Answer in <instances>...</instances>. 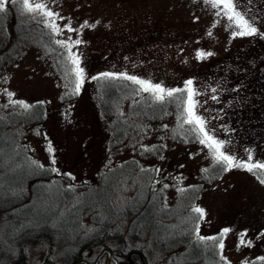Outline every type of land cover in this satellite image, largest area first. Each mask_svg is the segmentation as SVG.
Wrapping results in <instances>:
<instances>
[{"label": "rangeland", "instance_id": "374dc122", "mask_svg": "<svg viewBox=\"0 0 264 264\" xmlns=\"http://www.w3.org/2000/svg\"><path fill=\"white\" fill-rule=\"evenodd\" d=\"M30 2L43 3L46 11L58 14L54 22L61 29L59 35L47 26L52 22L49 18L23 12L25 17L40 19L56 42L81 41L71 52L84 70V81L79 92L73 94L75 66L62 47L58 60L32 43L9 57H1L0 194H6L12 183H27L38 165L86 191L98 187L82 195L86 203L108 197L105 201L115 208L134 207L146 197L150 199V175L152 202L160 201L157 207L171 211L157 213L164 221L159 227L147 228L150 236L144 237L145 264H193V249L186 256L180 244L158 250L171 240L172 229L182 233L183 223L194 236L206 238L204 245L218 251L222 264H264V169L225 170L208 148L199 141L190 142L187 132L182 133L183 141L169 140L168 131L175 122L172 114L159 125H149V134L138 145L145 153H135V148L115 153L119 147L109 146L113 133L110 123L96 111L92 99L94 82L104 73L111 74L109 77L135 76L165 89H184L186 81L191 80L196 93L194 111L205 121L209 134L224 142L222 151L235 162L249 163L251 155V163H264V0H233L235 10L257 29L252 35L235 37L233 33L239 29L229 26L222 8H213L205 0ZM15 5L7 3L6 10ZM9 19L7 13H0V39ZM85 21L89 27H81ZM69 26L78 31H67ZM197 52L205 56L197 58ZM138 89L130 92L129 100L124 98L119 115L125 114L128 105L151 96ZM8 92L14 94L11 101ZM257 94L263 103L260 100L252 106ZM18 101L28 108L41 106L42 119L25 127L7 125L10 111L25 110ZM13 131L18 134L17 145L22 151L8 148ZM15 157L18 160L14 163ZM60 193L50 185L32 191L23 221L31 219L39 226L44 221L54 222L59 212L69 222L71 210ZM193 208L202 209L203 216ZM103 212L100 208L98 215ZM85 214L83 223L91 224L92 213ZM151 216L149 210L139 222L149 221ZM8 228L13 225L0 221V239ZM224 229L229 231L222 235ZM241 233H246L243 245L239 244ZM31 236L35 234L25 235ZM249 241L251 245L247 246ZM25 252V264H68L66 253L59 248L50 250L46 243L28 245ZM97 254L88 249L83 261L94 264Z\"/></svg>", "mask_w": 264, "mask_h": 264}, {"label": "trees", "instance_id": "16d2710c", "mask_svg": "<svg viewBox=\"0 0 264 264\" xmlns=\"http://www.w3.org/2000/svg\"><path fill=\"white\" fill-rule=\"evenodd\" d=\"M4 13H7L10 19L1 35L0 59L2 56L9 57L12 52L16 53L22 47L30 46L32 43L52 56L53 60H58V54L63 53L62 49L40 19L25 17L18 4L10 11L5 10ZM136 88L138 85L120 77H101L94 82L95 92L92 91L94 93L92 99L95 101L96 111L110 123L113 133L109 146L111 148L119 147L115 153L129 148H135V153H145L144 148L138 147V145L143 137L149 134V125L154 122L159 125L160 121L164 120L168 114H172L175 121L168 131L167 138L169 140L183 141L182 133L187 132L190 142L199 141L196 134L190 130L192 126L183 124V121L179 119L181 101L186 98L185 92L177 93L172 98L168 97L163 102L148 95L137 105H128L125 114L119 115L118 112L123 106L124 98L129 100L130 92L135 91ZM259 94L261 95V93ZM260 100L263 103V98H258L257 94L252 106L255 103L258 104ZM249 112L246 114L249 115ZM42 114L43 108L38 105L22 111L16 108V110L10 111L5 122L7 125L25 127L37 123L42 119ZM251 115L254 114L251 112ZM12 135L14 138L9 142L8 148L22 151L23 149L17 145V132L13 131ZM17 160L18 157H15L14 163ZM35 166L36 171L27 183H23V185L20 182L12 183L9 185V189L4 191L6 194H0V221L8 226L10 223L13 225V228H8L0 239V264H25L26 247L36 243H46L50 250L59 248L61 252L66 253L65 258L68 264L82 262L84 260L83 253L88 249L98 251L97 255L102 252L110 254V259L107 260L105 257L101 264H145L146 239L144 237L150 236L147 228L149 225L156 228L162 224L164 220L156 215L157 213L165 214L167 211H171V209L161 210L157 207L160 201L152 202L154 191L150 175L147 181L150 199L147 200L146 197L145 201L138 202L134 207L129 205L130 207L126 208H115L110 205L109 201H105L108 197L104 201L92 203H86L83 200V194L98 187L94 186L86 191L83 187L66 182L50 169H41L38 165ZM44 185L57 187L61 191L62 197L60 198L68 202L71 214H73L72 217L71 214L69 215V222L66 216L59 212L54 215V219H52L54 222L44 221L39 226H35L31 219L32 223L29 222V219L23 221V211H25V205L31 201L32 191ZM178 200L180 201V199ZM62 205L60 206L62 207ZM97 206L99 207L98 211L95 209ZM92 207L94 209L91 210ZM100 208H104L103 214H105L102 216L98 215ZM149 210L152 213L150 220L140 223L139 219L147 215ZM87 212L92 213V221L91 224L85 225L83 215ZM57 220H60L59 223ZM180 228L183 229L182 233H175L177 229L171 228V240L158 247L159 251L180 244L185 249L184 256L189 253L188 250L193 249L190 251L193 264H222L218 251L214 247L204 245V241L194 236L193 231L185 223L181 224ZM28 233H33L35 236L25 237Z\"/></svg>", "mask_w": 264, "mask_h": 264}, {"label": "snow or ice", "instance_id": "6c2138e0", "mask_svg": "<svg viewBox=\"0 0 264 264\" xmlns=\"http://www.w3.org/2000/svg\"><path fill=\"white\" fill-rule=\"evenodd\" d=\"M11 2L12 4H19L22 11L25 13H40L43 16L49 18L51 23H49L47 26L51 28L52 32L56 33L57 35L60 34V27L54 22V17L58 14H54L51 11H46V5L43 3H35L33 4L30 2V0H0V13L5 12L6 10V4ZM206 3H210L213 8L221 9L223 11V16L227 18V20L230 22L229 26H235L239 31L234 32L233 36H245V35H252L256 33L257 29L252 26V24L249 22L248 19L245 18V15L242 14L239 11L235 10V6L233 3V0H205ZM217 15H221L220 11H217ZM96 23H99L97 21ZM94 27L95 25H91ZM81 27H89L88 22L85 21ZM67 31H78V29H73L70 26L67 28ZM210 34V33H209ZM71 39V38H69ZM60 47L65 48L68 51L67 59L71 62L72 65L75 67L72 69V71L75 73L76 82L75 87L73 89V94L78 93L80 90V87L84 81V70L80 68L79 66V59L71 52V48L74 45H79L81 43L80 40H76L72 43H66L64 41H57L56 42ZM207 55H211V53H207ZM205 56V53L203 52H197V58H203ZM111 74L104 73V77H109ZM122 79L129 80L133 84L138 85L139 89L138 91H143L150 93L155 100L163 102L165 100V97L172 98L177 93L185 92L186 98L182 99L181 101V116L179 119L183 121V124L191 125V131L196 134L197 139L199 140V143L204 145L206 148H208L209 152L211 153L213 159L221 163L225 170H228L231 167H237L246 169L249 172H253L254 169H264V163H251L252 160L251 155L248 156L249 163L244 162H235L234 157L231 155L225 154L222 149L224 147V142L216 140L212 135L209 134V132L205 129V121L196 114L194 111L196 107V101H194L193 97L196 95L194 90L192 89V81L188 80L185 83L184 89H165L160 84H152L150 81L138 79L135 76H130L126 74H121ZM95 79V77H93ZM215 91V90H213ZM9 100L11 101L12 96L14 95L11 92L7 93ZM20 103L22 107L25 109L28 108L27 104H24L23 102H16ZM183 126V125H181ZM51 146H49V152H51ZM52 163L54 164L55 161L53 160ZM52 171H56V169H52ZM207 171V170H205ZM261 182L264 183V179H261ZM193 211L196 213H199L200 216H203V210L200 208H193ZM229 231V229H224L222 235L226 234ZM244 235L246 233L240 234V240L239 244L243 245L245 244L244 241ZM264 235V233H262ZM201 240H204L206 238L200 237ZM208 239H216V238H208ZM251 242H248L247 246H250ZM239 246V245H238ZM219 247L223 249V243L219 244ZM223 259V257H221ZM264 259V258H262Z\"/></svg>", "mask_w": 264, "mask_h": 264}, {"label": "flooded vegetation", "instance_id": "af4514ba", "mask_svg": "<svg viewBox=\"0 0 264 264\" xmlns=\"http://www.w3.org/2000/svg\"><path fill=\"white\" fill-rule=\"evenodd\" d=\"M102 253H103V252H102ZM104 254H105V252H104ZM104 254L100 257V259L98 260L97 264H101V263L103 262V260H105V257H107V258H106L107 260L110 259V254H109V253H107V254H105V255H104ZM98 257H99V255H97L96 259H97ZM96 259H95V260H96ZM80 262H81V261H80ZM80 262H79V263H80ZM82 262H84V261H82ZM79 263H78V264H79ZM80 264H84V263H80ZM88 264H90V263H88Z\"/></svg>", "mask_w": 264, "mask_h": 264}, {"label": "water", "instance_id": "95a60500", "mask_svg": "<svg viewBox=\"0 0 264 264\" xmlns=\"http://www.w3.org/2000/svg\"><path fill=\"white\" fill-rule=\"evenodd\" d=\"M103 254H104V252L101 253V254L99 255V257L95 260L94 264H97L98 260L100 259V257H101ZM81 263L87 264L85 261H84V262H81Z\"/></svg>", "mask_w": 264, "mask_h": 264}]
</instances>
